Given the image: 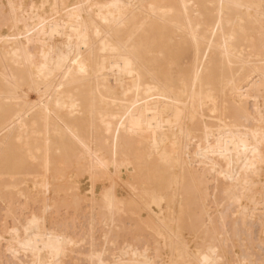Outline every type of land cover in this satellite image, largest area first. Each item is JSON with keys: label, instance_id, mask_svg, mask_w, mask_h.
<instances>
[{"label": "bare ground", "instance_id": "1", "mask_svg": "<svg viewBox=\"0 0 264 264\" xmlns=\"http://www.w3.org/2000/svg\"><path fill=\"white\" fill-rule=\"evenodd\" d=\"M0 264H264V0H0Z\"/></svg>", "mask_w": 264, "mask_h": 264}]
</instances>
